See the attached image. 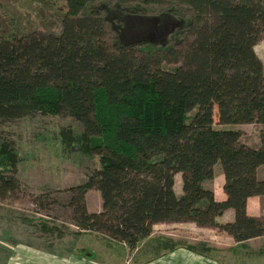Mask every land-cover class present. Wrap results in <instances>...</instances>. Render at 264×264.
<instances>
[{
  "label": "trees",
  "instance_id": "trees-1",
  "mask_svg": "<svg viewBox=\"0 0 264 264\" xmlns=\"http://www.w3.org/2000/svg\"><path fill=\"white\" fill-rule=\"evenodd\" d=\"M65 2L59 33L0 35V200L21 192V158L1 126L38 114L72 116L83 132L62 128L63 150L99 158V168L67 190L75 236L95 234L134 257L146 251L147 263L179 248L210 259L218 251L206 241L154 237L156 224L194 223L237 244L264 237V217L247 212L250 197L264 196L257 178L264 166V64L256 52L264 0ZM217 98L220 127L213 118ZM251 124L263 126L259 147L243 143L237 128ZM217 166L225 201L205 186ZM91 190L100 194V212L88 210ZM230 209L234 221L219 223ZM46 219L31 225L43 249H57L54 239H63L67 227ZM89 252L75 251L96 261Z\"/></svg>",
  "mask_w": 264,
  "mask_h": 264
},
{
  "label": "rangeland",
  "instance_id": "rangeland-1",
  "mask_svg": "<svg viewBox=\"0 0 264 264\" xmlns=\"http://www.w3.org/2000/svg\"><path fill=\"white\" fill-rule=\"evenodd\" d=\"M175 8L180 10L178 7ZM164 9L168 10L169 8L165 7ZM156 10V14L164 11ZM180 12L183 13L182 10ZM65 14V0H0V35L12 38L32 32L59 33ZM127 15L133 17L130 14ZM107 27L109 41L112 42L114 33L109 25ZM172 44L174 45V43ZM256 52L264 64V35L256 46ZM175 66V64H167L165 67L171 69ZM218 102L219 99L217 98L213 104V118L216 127H220ZM62 128H72L77 134L83 132L82 125L72 116L53 117L38 114L1 126L4 136L14 142L21 158L17 175L21 192L17 199L0 200V264H3L5 259H9L12 249L15 252L27 249V247L57 256H61V252L76 255L77 249L86 248L94 253L95 262L101 264H106L104 262L114 264L117 258H119V264H123L121 262L123 255L126 260L125 264H148L147 260L142 261L146 251H142L134 257L132 253H129L119 244H113L110 248L105 241L98 239L95 234L74 235L78 231L72 224L67 190L84 183L87 175L92 170L99 168V158L97 156L89 157L78 151H64L59 137V131ZM239 128L243 134V143L254 145L253 143H256L257 139L260 138L262 129L260 125L252 124ZM222 185V171L220 166H217L214 180L207 182L205 186L216 193H221ZM180 188L177 193L178 196L182 195V187ZM86 202L89 212L101 211L102 201L99 192L91 190L87 194ZM46 218H53L60 226L67 227L64 230L63 239L59 237L54 239L57 249L56 247L43 249L46 243L39 239L40 235L34 232V227L31 225L32 222L47 220ZM156 228L158 236L171 237L185 243L195 244L200 242V238L202 239L198 235L200 234L199 231L190 225H174L172 223ZM207 232L205 234L207 237L204 236L203 238H207L206 242H209L210 245L215 247L212 242H221L224 246L228 245L226 239L220 240L212 236V233H219L221 234L219 237H222V232L217 229H208ZM49 238V235H45L47 242ZM69 243L70 245H67ZM257 246L264 251V245ZM68 247L70 249H66ZM217 250V252L212 253L214 255L213 260L217 264L233 263L230 259L232 254L227 248H217ZM235 251L238 252L237 260L247 259L239 253L251 255L249 248L239 247ZM233 257H235L234 254ZM254 257L256 256L249 258ZM86 258L89 260V257Z\"/></svg>",
  "mask_w": 264,
  "mask_h": 264
},
{
  "label": "crops",
  "instance_id": "crops-1",
  "mask_svg": "<svg viewBox=\"0 0 264 264\" xmlns=\"http://www.w3.org/2000/svg\"><path fill=\"white\" fill-rule=\"evenodd\" d=\"M252 125V124H251ZM246 125H241L238 126L237 128L240 129L239 127H243ZM263 129V126L260 125ZM261 129V130H262ZM248 146L251 147H259L260 145V138L257 139L256 143H253L254 145L250 143H245ZM219 167V166H218ZM217 168V167H216ZM222 171V170H221ZM223 177V185H224V176L222 173ZM257 178L259 180H264V166L260 167L257 172ZM223 185H222V192L221 193H215V197L217 201H225L226 200V195L223 191ZM182 187V177L180 174L176 176V183H175V192L176 194L178 193L179 189ZM182 191V190H181ZM89 194V193H88ZM178 195V194H177ZM247 212L250 216L252 217H258L262 218L264 217V196H253L248 199L247 202ZM235 218V214L233 210H228L225 212V214L218 218L219 223H228V222H233ZM164 224H172V223H161V224H156L154 226V232L153 236L158 237L156 234V227H162ZM174 225H190L192 228H195L199 231L200 234H198L202 239L200 238V241H206L208 240L207 238H203L204 236L207 237L205 234L208 233V229H214V228H200L194 223H173ZM34 232H37V235H41V232L37 229L34 228ZM221 234L219 233H212L213 237H217L220 240H227L228 245L224 246L222 245L221 242H212L216 248H227V249H237L239 247L243 248H249L252 253H260L264 251L260 249L259 246L257 245H264V237L262 238H257L250 240L246 243L243 244H237L232 237H230L227 234ZM227 237V238H226ZM210 239V238H209ZM229 239V240H228ZM215 241V240H213ZM256 245V246H252ZM257 248V250H255ZM237 253V251H236ZM76 254V253H75ZM234 254V253H233ZM232 256L230 257L231 261L233 262L232 264H264V255L259 256V257H254V258H249V254L246 255L245 260H237L238 257L237 255L234 254L235 257ZM242 256H245V254L239 253ZM71 256V257H70ZM7 264H101L98 262H95L93 260H88L87 258H84L82 256H77L76 255H68L66 254L65 256H57L54 254H49L48 252L40 251L37 249H31L27 247V249H22V251H15L12 249L11 254L9 256ZM148 264H217L215 260L206 258L204 256L195 254L192 251H189L185 248H179L176 249L173 252L167 253L166 255L151 261Z\"/></svg>",
  "mask_w": 264,
  "mask_h": 264
}]
</instances>
